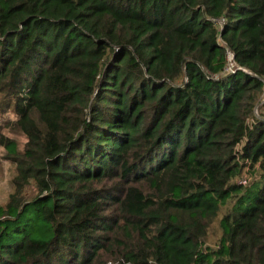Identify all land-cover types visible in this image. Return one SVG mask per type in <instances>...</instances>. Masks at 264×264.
Returning a JSON list of instances; mask_svg holds the SVG:
<instances>
[{
  "label": "trees",
  "instance_id": "1",
  "mask_svg": "<svg viewBox=\"0 0 264 264\" xmlns=\"http://www.w3.org/2000/svg\"><path fill=\"white\" fill-rule=\"evenodd\" d=\"M8 113L0 264H264V0H0Z\"/></svg>",
  "mask_w": 264,
  "mask_h": 264
},
{
  "label": "rangeland",
  "instance_id": "2",
  "mask_svg": "<svg viewBox=\"0 0 264 264\" xmlns=\"http://www.w3.org/2000/svg\"><path fill=\"white\" fill-rule=\"evenodd\" d=\"M16 120V116L11 113L0 118V132L9 136L10 138L14 139L17 142V146L19 150H23L25 143L27 142V138L22 133H13L8 130L6 126L7 122ZM6 151L4 148L0 147V205H4L7 203L10 194L13 191L12 179L15 175V166L4 159ZM246 178H252L253 174L248 173L245 175ZM223 212H227L228 208H222ZM216 226V227H215ZM212 233L210 234V238L208 239V243L214 245L217 240V236L220 233L218 229V224L215 225Z\"/></svg>",
  "mask_w": 264,
  "mask_h": 264
},
{
  "label": "built area",
  "instance_id": "3",
  "mask_svg": "<svg viewBox=\"0 0 264 264\" xmlns=\"http://www.w3.org/2000/svg\"><path fill=\"white\" fill-rule=\"evenodd\" d=\"M210 21L216 26V28L219 30V32L222 31L226 19L224 17L220 18H210ZM219 42L221 45L226 49L227 58H228V64L225 68L224 74H234L239 68L237 67L235 61H234V54L230 51V49L226 46V43L222 41L221 37H219ZM247 181L244 179L240 181V184L245 185Z\"/></svg>",
  "mask_w": 264,
  "mask_h": 264
}]
</instances>
